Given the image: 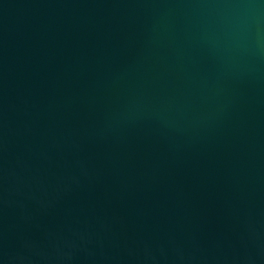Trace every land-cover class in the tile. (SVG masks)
<instances>
[{
  "label": "water",
  "instance_id": "water-1",
  "mask_svg": "<svg viewBox=\"0 0 264 264\" xmlns=\"http://www.w3.org/2000/svg\"><path fill=\"white\" fill-rule=\"evenodd\" d=\"M0 264H264V0H0Z\"/></svg>",
  "mask_w": 264,
  "mask_h": 264
}]
</instances>
